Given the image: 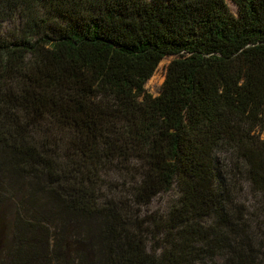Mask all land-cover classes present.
Instances as JSON below:
<instances>
[{
    "label": "trees",
    "instance_id": "16d2710c",
    "mask_svg": "<svg viewBox=\"0 0 264 264\" xmlns=\"http://www.w3.org/2000/svg\"><path fill=\"white\" fill-rule=\"evenodd\" d=\"M230 1L0 0V264H264V0Z\"/></svg>",
    "mask_w": 264,
    "mask_h": 264
},
{
    "label": "rangeland",
    "instance_id": "374dc122",
    "mask_svg": "<svg viewBox=\"0 0 264 264\" xmlns=\"http://www.w3.org/2000/svg\"><path fill=\"white\" fill-rule=\"evenodd\" d=\"M229 8L231 11H235V7L232 4L230 0H226ZM11 26V23L8 21L0 22V31H5L8 27ZM173 58V56H165L161 59V61L158 63L156 70L153 72L152 76L148 79V81L145 84L146 90L151 93L152 95L158 94L160 90V86L163 82L164 75H165V67L169 63V61ZM164 202L163 198H159L155 200L153 203L154 207L162 206Z\"/></svg>",
    "mask_w": 264,
    "mask_h": 264
}]
</instances>
